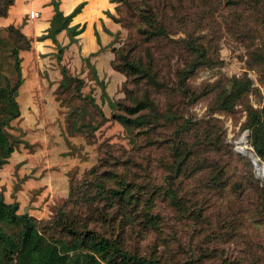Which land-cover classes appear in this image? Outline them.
<instances>
[{"label":"rangeland","instance_id":"obj_1","mask_svg":"<svg viewBox=\"0 0 264 264\" xmlns=\"http://www.w3.org/2000/svg\"><path fill=\"white\" fill-rule=\"evenodd\" d=\"M153 2L165 8L169 0L117 3L113 12L118 21L114 20L125 32L115 48H124L146 65L152 62L151 75L160 85L150 81V76L133 81L118 70L125 79L112 100L103 97L99 83L73 81L58 88L62 109L56 130L61 141L54 143L64 148L62 158L71 167L66 172L68 183L66 178L56 182L50 216L38 219L37 226L47 235H59L46 225L66 204L69 210L93 213L91 218L96 220L90 226L101 225L126 249L159 256L168 264L187 260L193 264H264L260 206L264 160L257 158L259 167L252 160L250 152L255 151L248 127V107H264V0H183L187 18L177 20L165 8L168 35L147 41L141 32L147 25L140 8ZM187 37L206 48V58L191 73L184 70L200 56L186 47L183 39ZM233 78L248 81L249 89L233 110L218 108V93L230 87ZM125 87H134L138 96L148 93L158 110L174 114L173 122L166 123L163 116L147 130L128 127L115 118L119 101H133ZM186 87L193 93H187ZM186 120L189 126L178 137L188 138L194 155L172 180L171 167L177 158L170 149L171 139ZM5 131L9 138L15 132L9 125ZM243 134L250 145L247 152L238 148ZM25 149L32 152L28 146ZM94 167L98 174L92 172ZM105 170L117 172V179L136 182L138 189L133 191L141 197L138 203L109 202L104 196L95 203L82 200L87 189H100L98 181L117 183ZM171 185L178 201L169 194ZM91 204L106 214L91 211ZM113 214L118 225L115 232L110 224Z\"/></svg>","mask_w":264,"mask_h":264},{"label":"trees","instance_id":"obj_2","mask_svg":"<svg viewBox=\"0 0 264 264\" xmlns=\"http://www.w3.org/2000/svg\"><path fill=\"white\" fill-rule=\"evenodd\" d=\"M117 6L118 2L127 0H111ZM14 0H0V16L7 14L10 5ZM161 7L157 2L148 4L140 8V17L147 25L141 29L145 40L159 39L163 35H168V26L163 12L168 9L173 18L177 20L187 18L189 15L187 5L183 0H169ZM58 12V11H57ZM106 14L113 19L117 17L109 10ZM118 21V20H117ZM170 24V23H169ZM186 47L198 53L199 58L193 61L190 68L184 70L191 73L195 64L203 61L206 57L205 46L196 41L194 37L183 39ZM31 43L27 35L14 24L0 27V167L8 162V158L14 150V145L5 131L9 121L20 114V106L17 100L19 88L24 81L22 75V57L20 51L30 48ZM116 57L112 60L115 69L120 70L138 82L139 78L150 76V81L160 85L159 81L151 75L153 63L148 65L139 59L131 58L124 48L114 49ZM183 88V85L180 84ZM127 94L133 97V101L126 103L119 101L120 112H115L114 117L118 118L128 127L149 129L154 121L165 116L166 123L173 122L174 114L170 110L164 113L158 110L154 99L146 93L145 96L135 94L134 87H125ZM187 93L193 92L189 87L184 88ZM249 89V82L239 78L230 81V87L222 89L217 96L216 105L218 108L233 110L236 103L241 100L244 93ZM166 114V115H165ZM153 115V117H151ZM159 122V121H158ZM189 121L181 124L174 132L170 149L177 158L172 164L171 171L174 172L172 180L177 174L183 171L194 155V149L185 136L178 137L181 130L187 129ZM248 127L251 130V144L261 162L264 160V107L257 110L252 106L248 107ZM94 167L92 172L98 174ZM193 169V168H192ZM191 169V170H192ZM109 179L117 180V183L108 184L98 181L97 191H86L85 198L95 203L98 198L106 201L121 202L123 204L138 203L140 196L133 191L138 189V184L124 178L117 179L118 173L111 170L104 171ZM96 184V183H95ZM169 194L173 201H178L179 196L176 189L171 185ZM262 216L264 218V187L262 192ZM94 204L88 205L91 211L95 209L100 215L106 214ZM19 204L7 202L0 191V264H168L161 257L156 255H143L136 251H130L123 246L112 234L98 227L90 226L93 219L92 214L84 215L82 212L73 211L66 208V204L61 206L57 213L48 220L47 225L59 233V235H47L45 230H40L37 226L38 219L28 213L18 212ZM107 221L106 218H104ZM111 229L116 231L118 225L114 222V214L111 218ZM45 226V227H46ZM182 264H193L192 260H187Z\"/></svg>","mask_w":264,"mask_h":264},{"label":"crops","instance_id":"obj_3","mask_svg":"<svg viewBox=\"0 0 264 264\" xmlns=\"http://www.w3.org/2000/svg\"><path fill=\"white\" fill-rule=\"evenodd\" d=\"M115 5L111 0H14L7 14L0 16V27L14 24L31 43L20 51L24 81L14 123L21 140L0 167V191L7 202L19 204L18 212L48 218L56 182L66 178L68 183L71 163L66 165L64 148L54 143L61 141L56 130L62 109L58 88L73 81L99 83L103 97L112 100L125 79L112 64L114 48L125 32L105 12L114 13ZM31 9H38L40 16L30 19Z\"/></svg>","mask_w":264,"mask_h":264},{"label":"water","instance_id":"obj_4","mask_svg":"<svg viewBox=\"0 0 264 264\" xmlns=\"http://www.w3.org/2000/svg\"><path fill=\"white\" fill-rule=\"evenodd\" d=\"M14 119H15V117H13L9 121V126L14 127L15 132H13L14 133L13 135H10V134L9 135H10V140L12 141V143H14V144L17 145L19 143V141L21 140V134L18 131L19 128H18L17 124L14 123ZM253 154L255 155V157L252 158V160L254 161V163L256 164V166L259 167L260 164H259L258 159H257L258 156H256V153L255 152H253Z\"/></svg>","mask_w":264,"mask_h":264},{"label":"bare ground","instance_id":"obj_5","mask_svg":"<svg viewBox=\"0 0 264 264\" xmlns=\"http://www.w3.org/2000/svg\"><path fill=\"white\" fill-rule=\"evenodd\" d=\"M246 138H247V134H243L241 140L239 141L240 145L238 146V148L243 150L244 152H247L246 148L248 146H250V145H248V146L246 145V143H247ZM250 154H251L252 158L255 157V155L253 154V151H251ZM262 174L264 175V166L262 167Z\"/></svg>","mask_w":264,"mask_h":264},{"label":"built area","instance_id":"obj_6","mask_svg":"<svg viewBox=\"0 0 264 264\" xmlns=\"http://www.w3.org/2000/svg\"><path fill=\"white\" fill-rule=\"evenodd\" d=\"M40 16V11L38 9H31L29 12H28V17L30 19H35L37 17Z\"/></svg>","mask_w":264,"mask_h":264}]
</instances>
